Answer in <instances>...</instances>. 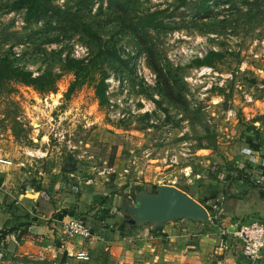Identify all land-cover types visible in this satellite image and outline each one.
<instances>
[{"label":"rangeland","instance_id":"rangeland-1","mask_svg":"<svg viewBox=\"0 0 264 264\" xmlns=\"http://www.w3.org/2000/svg\"><path fill=\"white\" fill-rule=\"evenodd\" d=\"M13 1L0 0V61L12 51L34 75L62 74L48 93L0 84V155L11 159V180L22 176L18 191L53 181L57 205L77 204L88 223L86 204L99 195L126 226L110 195L134 200L171 184L216 212L218 225L229 222L212 200L244 175L256 179L254 137L264 132V0H48L31 22ZM154 13L159 26H141ZM76 45L84 58L115 47L125 60L104 62L105 105L94 85L67 94L75 76L64 59ZM211 51L223 57L195 62Z\"/></svg>","mask_w":264,"mask_h":264},{"label":"crops","instance_id":"crops-1","mask_svg":"<svg viewBox=\"0 0 264 264\" xmlns=\"http://www.w3.org/2000/svg\"><path fill=\"white\" fill-rule=\"evenodd\" d=\"M259 102L264 104L262 100ZM254 145L257 149L253 174L261 182H247L244 175L222 194L221 200H212V207L219 213L231 215L224 225H218L214 221L216 212L209 211L212 220L208 225L184 219L169 221L163 226H124L116 220L108 202L104 207L112 216L101 218L102 214H97L102 197L94 195L86 204V211L92 217L88 218V224L94 232L89 239L61 236L55 221L49 220L57 211L65 217L84 212L77 204L74 210L59 207V195L55 198L52 194L56 185L53 181L45 188L38 185L40 190L27 184L19 192L22 176L11 180L8 174L11 165L0 163V264H264V250L259 259L252 261L244 256L242 241L233 235L242 224L264 218V132L261 129L255 133ZM65 179L64 176L60 183ZM31 188L39 192L38 197H27ZM123 195L125 201L118 200L117 193L110 195L114 196L111 202H120L118 210L129 197L127 193ZM199 223L203 227L197 229ZM12 228L28 230L30 235L18 237L12 231L3 239V232ZM223 233L227 245L221 243ZM81 251L87 252L90 259H78L76 255Z\"/></svg>","mask_w":264,"mask_h":264},{"label":"trees","instance_id":"trees-1","mask_svg":"<svg viewBox=\"0 0 264 264\" xmlns=\"http://www.w3.org/2000/svg\"><path fill=\"white\" fill-rule=\"evenodd\" d=\"M11 9L13 11L24 9L25 21L31 22L42 14L48 12V0H14ZM156 16V13L146 16L141 22V26L158 27L159 23H155L154 21ZM12 55L15 56L16 54H13L12 51L8 52L0 61V84L8 80H14L18 83L34 87L40 93H48L56 90L57 83L62 76L61 73L54 72L52 70H44L38 75H34L32 71L17 67L14 63ZM108 57L120 61L121 63H125V60L115 47H112L111 49H100L95 55L88 58L66 56L64 59V69L65 71L72 72L75 76L67 94L72 93L74 90L84 85H94L99 103L101 105H105L108 98L106 94L107 73L104 69V62ZM221 57H223L222 52L211 51L205 58L197 59L195 62L198 64L212 65L214 63V58ZM49 168H47V172H49ZM37 189L40 190V186H38ZM187 189H190V186H187ZM184 191L190 193V190L184 189ZM190 195L192 196V194ZM132 196L135 198L136 194L134 193ZM102 201L103 200L99 202L100 205L98 206L101 208L97 211V214L100 212V214H102L100 216L101 218L112 216V214L109 213L108 208L104 207V205H106L105 202L102 203ZM119 210L121 211L122 209L120 208ZM12 231H16L18 237L30 235L28 230L12 228L9 231H4L2 238H6V236H8Z\"/></svg>","mask_w":264,"mask_h":264},{"label":"water","instance_id":"water-1","mask_svg":"<svg viewBox=\"0 0 264 264\" xmlns=\"http://www.w3.org/2000/svg\"><path fill=\"white\" fill-rule=\"evenodd\" d=\"M38 196L39 192L34 188L27 195L30 198ZM121 208L129 214L127 223L130 226H163L169 221L188 219L199 222L211 218L209 210L199 200L171 184L159 185L156 191L139 192L134 200L122 203Z\"/></svg>","mask_w":264,"mask_h":264},{"label":"built area","instance_id":"built-area-1","mask_svg":"<svg viewBox=\"0 0 264 264\" xmlns=\"http://www.w3.org/2000/svg\"><path fill=\"white\" fill-rule=\"evenodd\" d=\"M81 50L84 52L82 47L76 45L75 58H84L81 57ZM29 154L35 156L33 152H29ZM0 163L11 164V161L0 158ZM255 181L260 183L261 178L256 177ZM127 200H129V197H127ZM49 220L55 221L57 224V232L61 236L89 239L94 235L92 226L88 224L82 215H70L65 217L60 211H57L54 215L49 217ZM224 235L225 233L221 236V243L227 245L228 240L224 238ZM233 235L242 241L244 256L252 261H256L261 257L262 251L264 250V218L260 221L242 224L233 232ZM76 257L82 260L90 259L89 254L84 251L77 253Z\"/></svg>","mask_w":264,"mask_h":264},{"label":"flooded vegetation","instance_id":"flooded-vegetation-1","mask_svg":"<svg viewBox=\"0 0 264 264\" xmlns=\"http://www.w3.org/2000/svg\"><path fill=\"white\" fill-rule=\"evenodd\" d=\"M129 217H130V216H129ZM128 219H129V218H128ZM128 219H127V220H128Z\"/></svg>","mask_w":264,"mask_h":264}]
</instances>
